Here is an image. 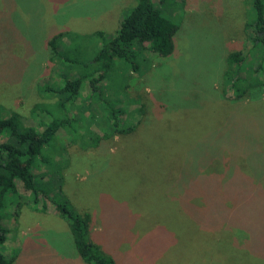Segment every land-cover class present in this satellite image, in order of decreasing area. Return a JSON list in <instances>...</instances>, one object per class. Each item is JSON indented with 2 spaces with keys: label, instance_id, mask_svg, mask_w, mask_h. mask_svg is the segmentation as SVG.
Segmentation results:
<instances>
[{
  "label": "rangeland",
  "instance_id": "obj_1",
  "mask_svg": "<svg viewBox=\"0 0 264 264\" xmlns=\"http://www.w3.org/2000/svg\"><path fill=\"white\" fill-rule=\"evenodd\" d=\"M136 3L0 0V117L17 112L20 122L42 129L51 115L33 117L31 109L55 102L41 89L60 85L70 70L48 59L47 39L61 31L112 34ZM159 6L179 25L174 52L139 54L132 74L120 61L114 77L137 81L129 89L133 97L113 95L107 80L103 85L106 103L138 127L94 146L87 139L109 132L99 115L107 104L98 101L97 111H84L94 120L75 123L82 142L65 130L57 135L51 149L68 146V158L51 153L53 168L50 162L35 170L38 185L54 195L57 186L43 183L61 166L57 198L91 214V239L119 264H264V94L234 102L227 98L231 89L225 96L221 90L227 54L252 46L244 27L254 18L252 1L166 0ZM77 44L67 40L60 47L70 57H88V42ZM88 96L85 87L78 110ZM140 103L147 106L143 120ZM6 141L0 136V144ZM16 183L21 209L16 214L9 203L2 211L12 217L3 250L18 255L14 264H86L52 200L43 195L48 211H36L30 192Z\"/></svg>",
  "mask_w": 264,
  "mask_h": 264
},
{
  "label": "trees",
  "instance_id": "obj_2",
  "mask_svg": "<svg viewBox=\"0 0 264 264\" xmlns=\"http://www.w3.org/2000/svg\"><path fill=\"white\" fill-rule=\"evenodd\" d=\"M165 1L137 0V3L120 20L119 28L112 34L103 30L83 35L61 31L50 35L47 39L48 59L66 64L70 69L63 77V83L56 87L45 84L41 89L44 97L55 99V102L40 101L31 109L33 117L45 112L51 115L52 119L45 122L40 129L20 122L17 112L0 117V136L7 137V141L0 144V264H14L18 258L16 253L10 256L3 250L9 234L5 224L11 214L8 211L6 214L2 212L3 208L11 203L16 205L14 209L16 214L19 213L22 202L16 183L18 180L22 182L24 189L30 192L29 206L32 209L47 212L48 206L45 202H41L40 198L44 195L52 200L55 212L67 221L77 253L86 264H119L113 256L105 253L100 245L91 239V214L88 211L74 210L65 200L61 201L57 198L61 194L62 167L57 166L56 173L51 171L49 179L43 183L51 189L57 186L54 195L46 193L39 187L35 170L41 165L50 163V157L53 159L51 153L54 152L67 160L68 146L60 144V148L51 149L53 141L61 130L71 135L73 142H82L75 123L84 117L86 111L93 109L97 111L98 101L106 103L103 98L106 91L104 88L108 86L105 84L106 80L109 81L113 95H131L129 89L133 84L136 85L137 81L126 82L131 77H114L115 72L120 69V61L132 69L129 70L132 74L139 67L132 59L139 54L144 53L150 57L151 54L169 56L174 52L179 25L175 19L163 12V7L159 6ZM251 1L254 18L246 22L244 27L252 46L247 53L243 50H234L227 54V66L221 79L222 94L227 95L228 90L231 89L233 95L227 98L234 102L255 100L262 98L264 94V0ZM67 40L70 44L86 41L89 49L92 48L93 51L91 49L90 55L85 58L70 57L60 47ZM85 87L89 89L88 100L84 101L85 103L78 110L79 106L75 103ZM146 108L144 103H140L139 112L142 120L147 115ZM77 111H80L81 115ZM107 111V113L99 111V115L105 121L107 127L105 131L109 132L87 139L89 142L92 140L94 146H99L102 139L107 140L119 135L128 136L138 127L128 118H122L125 114L124 110L107 104ZM86 119L94 120V114L90 112L89 118ZM87 144L83 146L87 147ZM50 166L53 168L54 163L51 162ZM53 179H56L54 184Z\"/></svg>",
  "mask_w": 264,
  "mask_h": 264
}]
</instances>
